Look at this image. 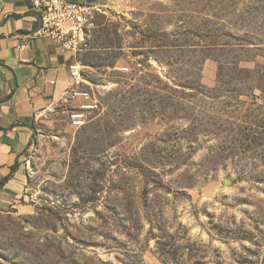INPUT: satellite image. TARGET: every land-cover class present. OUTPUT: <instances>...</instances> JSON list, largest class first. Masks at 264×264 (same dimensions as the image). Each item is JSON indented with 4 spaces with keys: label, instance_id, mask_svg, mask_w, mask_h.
Wrapping results in <instances>:
<instances>
[{
    "label": "rangeland",
    "instance_id": "obj_1",
    "mask_svg": "<svg viewBox=\"0 0 264 264\" xmlns=\"http://www.w3.org/2000/svg\"><path fill=\"white\" fill-rule=\"evenodd\" d=\"M248 1L92 9L89 47L116 62L82 65L101 111L81 130L70 101L37 121L23 195L0 213V264H264V48L240 52L257 75L208 54L214 34L223 48L228 32L264 36V11L240 19Z\"/></svg>",
    "mask_w": 264,
    "mask_h": 264
},
{
    "label": "crops",
    "instance_id": "obj_2",
    "mask_svg": "<svg viewBox=\"0 0 264 264\" xmlns=\"http://www.w3.org/2000/svg\"><path fill=\"white\" fill-rule=\"evenodd\" d=\"M68 1L91 9L106 2ZM38 28L30 0H0V213L15 208L23 195L37 121L68 102L73 87L70 68L78 56L60 54Z\"/></svg>",
    "mask_w": 264,
    "mask_h": 264
},
{
    "label": "built area",
    "instance_id": "obj_3",
    "mask_svg": "<svg viewBox=\"0 0 264 264\" xmlns=\"http://www.w3.org/2000/svg\"><path fill=\"white\" fill-rule=\"evenodd\" d=\"M30 1L39 20L37 35L50 38L57 45L60 54L74 56V48L80 38V21L84 15L92 14V9L87 5L68 0ZM92 28L93 25L89 29V33ZM89 46L90 40L88 49ZM82 65V62L76 59V63L70 68L71 85L77 87V95L67 101L73 102V107L69 111V124L75 130L85 128L91 122L92 116L101 111V104L96 95L82 89V85L85 83L81 72ZM121 71L127 74L130 72V68L123 67Z\"/></svg>",
    "mask_w": 264,
    "mask_h": 264
},
{
    "label": "trees",
    "instance_id": "obj_4",
    "mask_svg": "<svg viewBox=\"0 0 264 264\" xmlns=\"http://www.w3.org/2000/svg\"><path fill=\"white\" fill-rule=\"evenodd\" d=\"M242 13L240 15L241 21L244 23L248 24L249 26H252L256 22H258V14L264 11V6H263V0H250L248 2H245L243 4L242 8ZM214 20H218L216 16H212ZM258 18V19H257ZM247 27V26H246ZM244 31V30H243ZM240 33V32H239ZM223 38L229 39L226 44H224V48L220 47L217 44V35H213L211 39H213L211 49L209 50V58H213L220 67V72L225 69V67L232 66L234 71H243L245 74L249 75H257L258 72H253L250 70H240V64L243 62V58L240 55V52H252V51H261V49L264 48V36L261 35H256L253 32H245L244 35L241 34H233L232 32H228L227 34L223 35ZM232 41L236 42V44H232ZM101 47L100 49H108L109 46L104 43L100 44ZM93 49H98L97 47H89V49L86 51V54H84L82 60V64H86L88 66L90 65H97V67H104L108 66L111 68H116L115 64V58L114 57H108V58H103L102 54L93 52ZM85 53V52H84ZM231 57V62H223V59H228ZM259 68V66H258ZM200 73V72H199ZM262 78V77H261ZM262 81V80H261ZM196 83V80L193 81ZM218 83H221L218 81ZM148 84L146 83L145 86ZM191 85V84H190ZM148 87V86H147ZM146 89V87H145ZM258 90L261 91V93H264V89L261 88V86H258ZM146 95L150 94L149 92H142V89H138L133 91L131 94H133L134 97H136V102L140 103L139 98H141V95ZM127 97L122 99L119 103L120 105H123L125 101H127ZM134 101L133 98L129 99V102ZM117 107L115 106L112 108V113H117ZM123 112L127 111V106H125L124 109H121ZM125 118V117H124ZM118 121L117 126H122L121 119H123V116L115 118ZM114 119V120H115ZM120 120V121H119ZM115 125V124H114ZM116 127V125H115ZM115 127H112L114 129ZM5 181H3L0 186L4 185Z\"/></svg>",
    "mask_w": 264,
    "mask_h": 264
},
{
    "label": "bare ground",
    "instance_id": "obj_5",
    "mask_svg": "<svg viewBox=\"0 0 264 264\" xmlns=\"http://www.w3.org/2000/svg\"><path fill=\"white\" fill-rule=\"evenodd\" d=\"M92 14H87L82 17L80 21V38L78 39V43L74 48V55L78 56L80 53L86 51L88 49V44H89V29L93 25L92 19H91ZM72 89L70 90L69 98L72 100L76 95H77V89L75 88L74 85Z\"/></svg>",
    "mask_w": 264,
    "mask_h": 264
}]
</instances>
